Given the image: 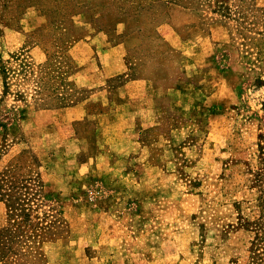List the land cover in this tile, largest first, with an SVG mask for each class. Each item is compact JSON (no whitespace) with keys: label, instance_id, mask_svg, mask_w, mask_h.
<instances>
[{"label":"rangeland","instance_id":"rangeland-1","mask_svg":"<svg viewBox=\"0 0 264 264\" xmlns=\"http://www.w3.org/2000/svg\"><path fill=\"white\" fill-rule=\"evenodd\" d=\"M263 102L264 0H0V264H264Z\"/></svg>","mask_w":264,"mask_h":264},{"label":"crops","instance_id":"crops-1","mask_svg":"<svg viewBox=\"0 0 264 264\" xmlns=\"http://www.w3.org/2000/svg\"><path fill=\"white\" fill-rule=\"evenodd\" d=\"M169 34L173 35L171 31H169ZM169 34H167L168 39H174V37H176V35H173L174 37H172L169 36ZM137 37L138 35L133 32L127 34L121 41L117 43H109V41L106 38H102L101 35H93L91 39L84 37L76 40L71 47L78 63L76 75L79 76L86 74L87 76L93 77L95 75L94 72L96 69L95 62L98 60L101 62L100 70L104 78L125 73L128 68V64L126 63V54L131 48H133V46L137 44ZM96 41H99L101 44L103 43L102 46H97L95 44ZM147 86L148 79L135 77L128 79L123 85L117 88V94L115 93V96H118V94L121 96V93L123 92V97L127 99L121 101V103H117L115 101V106H119L120 109L121 107L131 105L130 109L127 108L129 111H125L124 114H121L122 117H132V114L135 113L136 110L135 104L133 105V102L135 103L139 101L135 97H137L139 93H144ZM138 90L139 93H137ZM110 97L111 95L109 94L108 88H100L96 92H93L90 98L86 99L85 101H80L66 106L64 107L63 111H65L68 119L71 120V122L76 121L91 115L89 109V103L91 101H100L103 106H106L109 105L111 101Z\"/></svg>","mask_w":264,"mask_h":264},{"label":"trees","instance_id":"trees-1","mask_svg":"<svg viewBox=\"0 0 264 264\" xmlns=\"http://www.w3.org/2000/svg\"><path fill=\"white\" fill-rule=\"evenodd\" d=\"M263 108H264V102H263ZM263 135V134H262ZM264 136V135H263ZM261 149H264V146L260 144ZM264 152V151H263Z\"/></svg>","mask_w":264,"mask_h":264}]
</instances>
